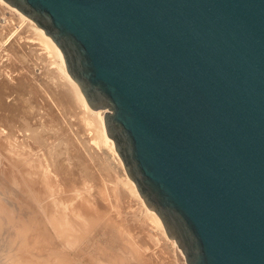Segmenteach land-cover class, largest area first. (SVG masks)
Instances as JSON below:
<instances>
[{
	"label": "water",
	"instance_id": "obj_1",
	"mask_svg": "<svg viewBox=\"0 0 264 264\" xmlns=\"http://www.w3.org/2000/svg\"><path fill=\"white\" fill-rule=\"evenodd\" d=\"M61 48L180 264H264V0H7Z\"/></svg>",
	"mask_w": 264,
	"mask_h": 264
},
{
	"label": "bare ground",
	"instance_id": "obj_2",
	"mask_svg": "<svg viewBox=\"0 0 264 264\" xmlns=\"http://www.w3.org/2000/svg\"><path fill=\"white\" fill-rule=\"evenodd\" d=\"M13 16H16L18 18L17 25L14 24ZM34 22L35 21L31 17L27 16L20 9L10 4L7 0H0V153L5 154L4 156L0 157V264H113L114 261L118 260V252L113 251V247L115 246L111 242L114 241L113 239L115 238L113 236V231L116 232V228L114 227L116 225L119 228L120 225L121 227H123L122 224L124 223V221L122 223V220H126L125 223L127 222L124 226H127V224L129 222L131 223L132 221H135V223L132 225H138V223L136 222V217L134 216V219L130 218L133 220H128V216L126 215H130L127 214L129 210L127 212L125 211L126 215L125 213L120 215V212H117L120 209H124V207H119V209L117 210L115 209L117 207H113L116 211L114 212V214L117 213L118 216L125 215L127 218L124 219V216V218L118 219V216H115L114 214L113 216L112 214H110L113 213L110 211H113V208L110 205H103L104 203L100 204V201L96 202L93 200L94 196L92 197L93 199L88 196L91 199H87V197H85V199H87L86 201L89 200L87 203L90 206H86V203L84 204L85 199L84 202L81 201L75 205L77 207L76 209H79V213L82 212L85 215V218L87 217L88 219L87 220L84 218L85 221H88V226H85L87 227V231L84 233L79 232L80 234H76L75 231H77V229H75L74 225L78 228L79 225L75 224L73 221L71 222L67 220V218H59V216L64 217L65 214H52L53 208L45 200L46 197L50 194H55L57 192V194L59 195L69 190L68 188H70V190L77 189L75 187L76 182L74 180H71V178L68 176L66 167L63 163L62 150L59 146V140H51L50 136L47 135V127L49 123H52V117L46 120L47 115L45 117L44 115H42L40 117L41 119L37 118L35 120V113L24 116L21 114L20 110L15 111L13 116H8L6 118L3 117V111L7 110L10 106L7 103V99L13 94L14 89L18 87L24 90V88L26 87L25 81L28 76L26 72L29 71V73L31 75H34L35 77L43 75L42 77L46 76L47 78H50L54 81L55 98L57 99V103L66 104L68 107L74 108L75 103L78 101L83 107L84 114L82 116V121L84 122V125L87 126L89 133H94H92L93 135H91L93 136L92 141L94 140L100 146L107 145L115 156L117 154L116 146L111 143V138L107 133L103 112L101 110H94L89 106L79 84L73 79L66 68L65 57L61 48L54 41V39L45 32L43 28H41ZM24 25L26 26L24 27ZM22 28H24V31H29L30 33L32 32V35L34 36L31 37V35H23ZM27 37H29L30 39L37 38L38 41L40 40V44H42V48H44V50L42 49L43 52L47 51L46 54L49 56V58H47V55V57L45 56L48 62L45 61V58L43 59V63H46V65H42V63V66L40 64L38 66L37 61L34 58L37 51L35 50V53H31L29 50H27V48L25 47L27 46V43H24V39ZM22 41L24 42L22 43ZM32 44H35V42H32ZM32 54L35 55L32 56ZM17 62L21 64V66H19V69L11 70V67L14 68L16 65H20ZM14 80L17 81L16 85H13L12 83ZM43 117L45 120L43 119ZM86 141L87 143H89L91 139H88ZM89 151L93 158L98 155V151L96 153L95 151H93V146H90ZM6 163L7 166L5 167ZM100 166L102 171L101 175H103V172H105V175H103L104 177L102 178H105V180L103 179V181H106L104 183L107 184L106 188L108 187V195L111 201H114L117 198V189L115 190V186L114 184L112 186V183H114V179L117 180L115 181L116 184L118 183V176L114 178L113 170L115 168L113 169L114 166H111V163H108L105 158H102ZM55 174L60 177L59 180L61 184H59V188L57 187L59 186L57 183L58 180H54L55 182L52 180L57 177L54 176ZM53 183L57 184L56 188L53 186ZM104 183L103 187H105ZM125 183L128 184L127 188L129 186L130 190H132V192L135 194V198L137 196L138 198H140V200H143V204L145 205H139H142V207L145 206L144 211H146V214L148 215L145 216L150 218L149 220H151L155 224L152 227H156L157 229H159V231L165 232V227L160 216L156 211L150 209L148 206L146 207V203L144 199H142V196L140 195L135 182L129 177L127 182L125 181ZM123 184L124 183L121 184V187H123V189L121 190L120 187V191H117L119 194L117 195L122 197L125 201L122 202L121 200H115V202H122L123 204H125L127 202L129 192L127 194L128 190L124 189L125 187L123 186ZM104 189L105 188H103V190L101 189L102 192L106 190ZM94 195L96 199V194L94 193ZM107 197L108 196L106 195L105 198L108 201L109 198ZM83 198L84 197H81V199ZM71 199L74 198L71 197ZM43 201H45L49 205V207H47ZM111 201H108L107 203ZM96 203H99L100 205H97ZM127 204L129 206L130 203L127 202ZM56 205H58V203ZM101 207L105 208L102 209ZM129 207L131 208L132 206L130 205ZM129 207L128 209H130ZM131 210L132 209H130V211ZM142 211L143 209H141V212ZM110 215H112L111 218ZM80 216H82V214ZM142 216L144 219V215ZM115 217L118 220L122 219L121 222H117ZM114 219L117 223L115 226L113 224L115 223ZM146 220L147 219H144L145 222L141 220V222L146 224ZM49 224L52 226V229H50ZM141 224L142 223H140V225ZM147 224L150 225V223ZM130 225L131 224H129V226L127 227L132 226ZM149 225H146V228H148ZM151 225L153 224L151 223ZM151 225L150 230H148L149 232H151L152 229ZM82 227H84V225ZM119 228H117V232L119 231ZM139 228L142 231L143 225L142 228L141 226H139L136 229L138 230ZM146 228L145 230H143L145 234L149 233ZM128 229L129 228H127V230ZM51 230L55 235L52 234ZM127 230H125V232H127ZM80 231H82V229H80ZM134 231L136 232V230ZM96 232L100 236V240L103 239L104 236L102 242H104V246L106 247V250L104 248H102L103 250L101 249L100 252V249L97 250L98 253H100L99 256H95V253L97 252L96 249L99 244L97 246L95 245L96 247L94 248V250L93 247L91 248L90 246H77L75 249H72L73 251H71V247L74 248V246L81 242L80 240L82 239H86L88 241L92 239L93 242L96 241L97 238L94 239ZM119 232L122 233L124 231L122 230ZM125 232L123 233V235L125 234ZM155 232H157V230ZM120 233L119 235H121ZM140 233L138 232L136 234L140 235ZM143 234L141 235L142 237L147 235ZM150 234L153 235L152 232ZM106 235L108 236V238ZM126 235H124V237L129 236ZM130 235H132V233ZM139 235L138 237L136 236V241L141 237ZM55 236L63 239L64 242H62L61 240H59L58 242ZM166 236L168 239V235ZM122 237L120 239H122ZM149 237L151 236L149 235ZM129 238L130 239L126 238V241L131 240L132 242V237L129 236ZM151 238L153 242L157 240L156 238ZM143 239L145 238L143 237ZM146 239H148L147 236ZM163 240H165L166 243V239L164 238ZM152 241L149 240L145 242L148 243ZM114 242L118 243L119 241ZM131 242H127L129 243V248L127 247L129 250H131V248L134 246L132 244L130 245ZM138 242L139 241H137V243ZM160 242L161 241H156V249L157 247L160 248L162 244H165L161 243L159 244V246L158 243ZM151 244H149V246ZM140 245H138L139 248ZM153 245L154 244H152V247ZM162 247L164 248L166 246H161V248ZM143 248L141 250L144 251L145 248ZM150 248L151 247H149L148 252H150V250H152V252H150L149 255H147L146 253L145 254L147 255V257L149 256V260L151 256V260H154L153 256H156L157 252L153 251V249ZM134 249H132L130 253L133 254L132 251H134ZM121 250L125 251L126 249ZM143 251L142 253L147 252ZM123 253L125 254V252ZM135 253L137 252L135 251ZM128 254L129 253L125 254L126 258L124 255L122 258L119 255V260H121L123 264H154L155 262V260L154 262L148 261V258L145 254V256H142L146 257L147 259H138L139 261L136 260L135 262L134 259L137 258L136 255L132 256L130 254V256H128ZM127 256L133 257V259L130 260V258H128L129 260H127ZM159 259H161V261L163 260L162 258H160V256ZM165 260L166 258H164L163 260L164 263ZM120 262L117 261V263L119 264ZM155 264L163 263H159L156 261Z\"/></svg>",
	"mask_w": 264,
	"mask_h": 264
},
{
	"label": "rangeland",
	"instance_id": "obj_3",
	"mask_svg": "<svg viewBox=\"0 0 264 264\" xmlns=\"http://www.w3.org/2000/svg\"><path fill=\"white\" fill-rule=\"evenodd\" d=\"M13 17H14V24L17 25L18 24V18L16 16H13ZM34 23H36V22H34ZM25 26L26 25H24V27ZM22 32H23V35H25V36H27V35L28 36L31 35V37L34 36V35H32L33 34L32 32L30 33L29 31H24V28H22ZM33 39H36V40H33ZM24 41H22V43L23 42L24 43H27L26 44L27 46H25L27 48V50H29L31 53H33L35 50L37 51L36 55L35 54H32V56L35 55L34 58L37 61L38 66H39V64L41 65L43 63V61H44L43 59L44 58H45V61L48 62V60L46 59V57L48 56L46 54L47 51L46 52L45 51L43 52L44 48H42L43 45L40 44L41 43L40 40L38 41L37 38L30 39L29 37H27V38L24 39ZM32 42H35V44H32ZM30 44H31V46H30ZM30 48L31 49L33 48V49L31 50ZM11 55H13V54H11ZM47 58H49V56ZM17 63L20 64L19 62H17ZM42 65H46V63H43ZM19 66H21V64L20 65H16L14 68L11 67V70H13V69H16L17 70V69H19ZM38 66H37V68H38ZM9 69H10V67H9ZM26 73L28 74L27 79L25 81L26 87L24 88V90L21 89V88H18V87H16L14 89L13 94L7 99V103L10 106H9V108L7 110L3 111V113H4L3 117L6 118L8 116H13L14 113H15V111H18V110H20L21 111V114L24 115V116L25 115H31V114L35 113L36 114L35 115V118H34L35 120L37 118L38 119H41L40 117L42 115H44V117L47 115L46 120H48V118H51L52 117L53 121H52V123H49L48 124V127H47V132H48L47 135L50 136L51 140H55V139H58L59 140V146H60V148L62 150L63 163H64V165L66 167L68 176L71 178V180H74L76 182V186L75 187L77 188V189L70 190V188L67 187L69 190L65 191L63 194H59L58 195L57 192H56L55 194H50V195H48L46 197V199H45L46 202L49 203L51 205V207L53 208L52 214H54V215L55 214H59V215L65 214L64 217L63 216H59V218H64V219L67 218V220H69L71 222L73 221L75 224H78L79 225V228L77 226H75V225H74V227H75V229H77V231H75L76 234L77 233L80 234L79 232H81V233L83 232L84 233V232L87 231V227H85V226H88V221H87L88 219H87V217L85 218V215L82 212L79 213L80 211H79V209L78 210L76 209L77 207L75 205L77 203L81 202V201L84 202L85 197H87V199H88V198H90V197L92 198L94 196V199L92 198L94 201H96V202H99L100 201L101 202L100 204H103L104 203L103 205H107V206L110 205L112 208L113 207H117V208H115L116 210L119 209V207H124V209H120L122 212L120 210H118L117 213L120 212V215H122L123 213H125V211L127 212L129 210L127 212V214H130V215H126V213H125V215L128 216V220H133L136 217L137 220L136 219L135 220L138 223V225H132V224L135 223V221H132L131 223L128 221L129 223L127 224V226H129V224H131L132 226L131 225H130L131 227L124 226L127 223V222L125 223L126 220H122V219L118 220V219L119 218H124L125 215H123V216H120L119 215L120 216L119 217L117 213L114 214V212H116L114 208H113V211L110 210L113 213L108 212V213H110L112 215L114 214L115 216H118V219L115 217L116 220H117V222L118 221L121 222V220H122V223H123V221H124V223L122 224L123 227H121V225H120V228H119V227H117V225H116L117 223L115 222L116 220L114 219V222L115 223H113V224H114V226L116 225L114 227V228H116V232H117V228H119L118 229L119 231H122L123 230L124 232H125V230H127V228H129L128 230H131V231H128L127 230V232H125L124 235H126L128 233L127 235L131 236L132 237L131 239H133L132 242H131V240L130 241L129 240L126 241L127 239H130V238H129V236L128 237H124V235H123L124 232L120 233L118 231L116 233L115 231H113V236L115 238L117 237L116 239L114 238L113 240L114 241H119L120 243H122V244H120L119 242L116 243L114 241H111L113 243V245L115 246V247H113L114 249L112 248L113 251L114 252H118L117 253L118 260L114 261L113 264H119V263H117V261L120 262L121 260H119V259H120V257L122 258L123 255L126 258V255H125L126 253H129L128 256H130V254L132 256L133 255H136L137 258L134 259L135 262H136V260L139 261L138 259L143 260V258H144V260H145V259H147L149 257V256L147 257V255H149L150 252H152V250H150V252H148L149 247H151L150 249H153V251H156L157 252V255L156 256H153V259L155 260V262L157 261V262L163 263V264H167V263L168 264H180L179 259H178V254H177L178 252H177V242H176V240L169 237L168 233L166 232V228L164 229L165 232H163V231H159V229H157L156 227H152L155 224L151 220H149L150 218H148V217L145 216L147 214H146V211H144L145 206H143L144 208L142 207V205H145V204H143V200H140V198H138L137 196L135 198L134 197L135 194L132 192V190H130L129 186L127 188V185L128 184L125 183V181L127 182L128 178L130 176H129V174L126 171L124 162H123L121 156L119 155L118 151H117V154L115 156L107 145H101L100 146L94 140H93L94 142L92 141L93 136H91V135H93L94 133L93 132L89 133V130H88L87 126L84 125V122L82 121V116L84 114V112H83L84 109L80 105V103L77 101L75 103V107L74 108L73 107L70 108L66 104L57 103L56 102L57 99L55 98L54 81L52 79L47 78L46 76L42 77L43 75L42 76H39V77H35L34 75H31L29 73V71H27ZM12 83H13V85H16L17 84V81L14 80ZM44 117H43V119H44ZM88 139H91V141L89 143H87V141H86ZM90 146L91 147L93 146V151H95V153L98 151V155L96 157H94V158L90 154V151H89ZM4 155H5L4 153H0V157L1 156H4ZM102 158H105L108 163H111V166H114L113 169L115 168L113 170L114 171V178H116L118 176L117 177L118 183L116 184L115 181H117V180L113 178L114 179V183H112V186L114 184L115 190L117 189L116 190V193L119 194L117 191L120 189L121 184L124 183L123 184V186L125 187L124 189L125 190H128L127 191V194L129 192L128 198H127V202L130 203L129 206L131 205L133 208L132 207L130 208L128 206L127 202L125 204H123L122 202L125 201V200L122 197H120L119 195H117V194H116V196H117L118 199L116 198L115 200H117V201L118 200H121L122 202H120V203L118 202L117 203V202H115V200L114 201L112 200L113 202L111 201V199H110V197L108 195V187L106 188L107 184L104 183L106 181H103V179L105 180V178H102V177H104L103 175H105V172H103L104 174L101 175L102 171H101L100 164H101ZM6 166H7V163L5 164V167ZM115 173H116V175H115ZM54 176H57V175L55 174ZM59 178L60 177L57 176V177H55L52 180L53 181L54 180H58L57 183L59 185V184H61ZM130 179H131V177H130ZM103 183H104L105 187H103ZM53 184H54L53 186L56 188L57 184H55V183H53ZM57 187L59 188L60 185L57 186ZM117 187H119V188H117ZM103 188L106 189V190L104 189L106 192L105 191L102 192ZM122 189H123V187H121V190ZM94 193L96 194V199H95ZM78 195H80L81 197H84V198L81 199V197L78 196ZM106 195L108 196L107 198L110 199V200L108 199V201H111V202L107 203L108 201L105 198ZM88 196H90V197H88ZM71 197H73L74 199H71ZM87 199H85L84 204L86 203V206H90L87 203L89 200L86 201ZM103 199H105V200H103ZM128 199H129V201H128ZM142 199H144V198L142 197ZM102 201H105V202H102ZM43 202H44V204L47 207H49V205L45 201H43ZM57 203H58V205H56ZM100 204L98 203L97 205H100ZM119 204H121V205H119ZM139 204H142V205L140 206ZM125 206H127V207H125ZM147 206L148 205L146 203V207ZM128 207L130 209H132V210L130 211V209H128ZM140 207H142V208H140ZM101 208L103 209L105 207H101ZM57 209H59V210H57ZM141 209H143L142 212L145 213V214H143L141 212ZM108 211H109V209H108ZM108 213H106V214H108ZM81 214H82V216H80ZM112 215H110V218H111ZM142 215H144V219H147L148 220V221L146 220L147 223H150V225H151V223L153 224V225H151V227H152L151 232H152L153 235H151L150 234L151 232L148 231V230H150V225L147 224V223L145 224V223L141 222V220L144 221ZM126 216H125L124 219H127ZM84 218L87 219L86 220L87 222L85 221ZM130 218H133V219H130ZM138 218L141 219V220H139ZM149 221H151V222H149ZM139 222L142 223V224L140 225ZM119 224H121V223H119ZM83 225H84V227H82ZM142 225H143V228H144V226L146 228V225H149L148 226L149 229L146 228V230L149 232V233H146L147 235L143 232V230H145V228L143 229L142 228ZM136 226L137 227L141 226L142 231H141L140 228L137 230L136 229L137 228ZM49 227H50V229H52V226L50 224H49ZM83 228H85V229H83ZM153 228H156V229H153ZM80 229H82V231H80ZM133 229L136 230V232ZM156 230H157V232H155ZM147 231H145V232H147ZM51 232H52L53 235H55L52 230H51ZM138 232L139 233L141 232L140 235L139 234H136ZM119 233L121 235H119ZM129 233L130 234L132 233V235H130ZM143 233L148 237V239H146V236H143L146 240L143 239V237L141 236ZM133 234H134V236H133ZM148 234L151 237L156 238L157 240L156 239H154V240H156L157 242L158 241H161L160 243H158V245L161 244V243H165V240H163L165 238L166 239V243L165 244H162L161 246H166V247H164V248L162 247L161 248V246L159 245L160 248L157 247V249L158 250L161 249V250H159V253H158V250L156 249V245H155L156 241L153 242L152 241V238L149 237ZM138 235L141 236L142 238L141 237L138 238L137 241H139V242L137 243V241L135 240V238H137ZM163 235H165V236H163ZM166 235H168V237L170 238V240H169V238L167 239V236ZM55 237L58 240V242H59V240H61L62 242H64L63 239L58 238L57 236H55ZM121 237H122V239H124V238L125 239L122 240V239H120ZM95 238H97V239L94 242L92 241V239L90 241H88L86 239H82V240L79 239L81 242H79L78 244H76L74 246V248L71 247V251H73L72 249H75L77 246H79V247H83V246H85V247L87 246L88 247V246H90L91 248L93 247V250H94V248L98 244L101 247L98 246L97 249H96V251L98 249H100L99 250V252H100L102 248H104L106 250V247L104 246V242H102V240L104 239V236H103V239L100 240L99 239L100 236L96 232L94 239ZM107 238H108V236H107ZM158 238H159V240H158ZM149 240H151L152 242H148V243L145 242V241H149ZM168 240H169V242H168ZM174 241H175V243H174ZM127 242H131L130 245L131 244L134 245L133 247L131 246L132 248L130 247L131 250L134 249V248L136 249V250L134 249V251H132L133 254L130 253L131 250L128 249L129 248V246H128L129 243H127ZM136 243L138 245L141 244L140 245V248L138 247V245ZM151 243L155 245V246L153 245L154 248L152 247V244ZM149 244H151V245L149 246ZM121 245H122V247H121ZM143 245H144V248H145L144 251H147V252H144L143 250H141L143 248ZM102 246H104V247H102ZM118 246H120V247H118ZM121 249H126V250H129V251H126V250L123 251ZM135 251L137 253L138 252L139 253L137 254V253H135ZM142 251L144 253H142ZM160 251H162V252H160ZM123 252H125V254ZM96 254H98V255H96ZM139 254H141V255H139ZM144 254L146 255L147 258L146 257H143V256H145ZM158 254H159L160 258H162L163 260H164V258H166V260L167 259L168 260L167 261L165 260V263H164L163 260L161 261V259H159ZM99 255H100V253H98V251H97L95 253V256H99ZM119 255H120V257H119ZM128 256H127V260H129L128 258H130V260L133 259V257H128ZM151 257H150V260L148 258V261L154 262V260H151L152 259ZM95 259H97V258H95ZM155 262H154V264H155ZM120 264H123V262L121 261Z\"/></svg>",
	"mask_w": 264,
	"mask_h": 264
}]
</instances>
